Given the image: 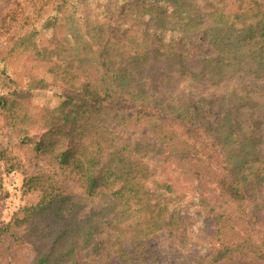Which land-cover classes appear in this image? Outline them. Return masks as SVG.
<instances>
[{"label": "trees", "instance_id": "trees-1", "mask_svg": "<svg viewBox=\"0 0 264 264\" xmlns=\"http://www.w3.org/2000/svg\"><path fill=\"white\" fill-rule=\"evenodd\" d=\"M26 2L19 7L27 8ZM32 5L0 50V128L13 140L0 146V197L2 173L21 169L24 188L38 199L10 220L0 219V261L2 248L30 239L22 227L37 229L50 215L62 226L45 233L46 242L35 240L32 264H146L133 246L169 231L185 247L194 237L192 217L202 214L211 219L210 233L193 262L220 264L238 256L264 264V0ZM22 55L46 63L51 81L31 77L21 85L11 63ZM159 55L172 56L182 77L186 98L172 111L157 108L142 92L117 91L111 84ZM232 59L256 64L229 90L250 122L243 134L239 121L230 122L232 111L220 110L214 121L211 97L193 92L204 74L196 62ZM92 62V72L78 69ZM52 85L60 89L57 104H31L34 90ZM120 104L131 105L134 121L149 128L150 144L121 142L107 125ZM180 178L190 190H177ZM63 179L87 196L102 191L112 200L84 207L64 190ZM253 204L263 216L250 211Z\"/></svg>", "mask_w": 264, "mask_h": 264}, {"label": "rangeland", "instance_id": "rangeland-1", "mask_svg": "<svg viewBox=\"0 0 264 264\" xmlns=\"http://www.w3.org/2000/svg\"><path fill=\"white\" fill-rule=\"evenodd\" d=\"M23 0H0V50L3 49L12 33L20 25V21L29 14L33 8V0H27L24 4L27 8L19 7ZM236 1V0H234ZM38 1H36L37 3ZM236 4V3H234ZM22 13V14H21ZM21 14V15H20ZM23 16V17H22ZM226 62L229 60L225 59ZM13 76L16 80L24 85L28 79L44 78L51 81V76L47 73V64L34 60L28 55L16 57L11 63ZM95 64L87 63L78 68L92 72ZM203 66V75H199L193 92L196 95L211 97L213 105L211 107L212 117L215 121L217 114L222 109H227L232 115L229 117L230 122L239 121L237 131L240 134L244 133V125L250 122L244 114V110L240 108V101L233 99L230 96V88L237 80L247 79V75L251 68H256V64L250 59H242L236 62L232 59V64L220 63L218 60L203 64L201 61L195 63V67ZM132 66L126 64V69H131ZM179 66L176 64L172 56L159 55L155 61L143 67H133L131 76L123 75L120 81L111 82L112 87L117 91L136 90L142 92L145 96L150 97L154 106L157 108H166L172 111L177 106L176 104L186 98L183 96L182 77L176 73ZM125 76V78H124ZM116 83V84H115ZM261 91V99L264 100V86L259 88ZM206 95H204V94ZM60 89L56 86H50L45 89H37L32 92L31 104L37 107L54 106L59 101ZM211 96H208L210 95ZM225 95V98H221ZM254 96V93H250ZM200 101V105H201ZM131 105H119V110L107 116V125L118 132V138L121 142H128L132 146H145L152 142V134L146 126H141L132 118ZM245 129V128H244ZM9 141H13L8 136L4 129L0 128V146L9 147ZM2 168V167H1ZM177 190H190L191 184L177 180ZM61 186L66 192H71L73 199L81 203L84 207H101L109 203L112 199L106 192H99L93 196H87L80 191L76 185L69 179L61 180ZM3 191L0 197V219L4 221L10 220L11 217L19 210V208L35 203L38 199V193L31 190H26L23 186V174L21 169L11 172L2 173ZM83 207V208H84ZM253 214L263 216V211L259 206H249ZM185 216V217H184ZM187 214L183 213L186 218ZM194 237L190 244L181 247L176 244V235L169 231H164L147 240L141 241L131 248V252L135 254L141 253L146 264H197L193 262V258L200 255V241L205 235L210 233L211 219L207 215L193 216ZM62 226L60 223H55L50 215L37 222V229L31 228V225L24 226L21 229L22 236H30L23 241H13L9 248H2L0 264H32L35 259L34 242L37 238L47 241L45 233H49L50 229ZM32 229V233L28 231ZM197 229V230H196ZM199 232V233H198ZM48 245V242L44 245ZM112 264H127L122 259H116ZM220 264H247L246 258L235 256L233 259L226 260Z\"/></svg>", "mask_w": 264, "mask_h": 264}]
</instances>
